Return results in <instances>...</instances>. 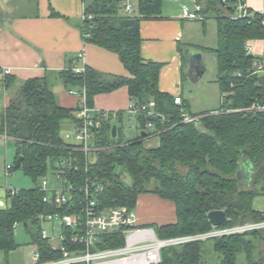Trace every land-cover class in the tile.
I'll return each instance as SVG.
<instances>
[{
  "label": "trees",
  "instance_id": "1",
  "mask_svg": "<svg viewBox=\"0 0 264 264\" xmlns=\"http://www.w3.org/2000/svg\"><path fill=\"white\" fill-rule=\"evenodd\" d=\"M162 1L137 0V13L131 15L122 12L121 0L86 3L84 13L92 17L80 20L82 38L117 53L128 76L89 66L82 72L70 66L56 74L68 91L84 88L90 106L95 95L122 86L127 87L135 105L154 102L153 115L137 114L142 126L147 121L153 124L152 130L144 131L145 136L139 133L124 139L122 132L117 141L111 135L115 123L110 120L104 121L95 134L94 144L99 149L95 160L87 164V172L104 183L102 206L134 209L138 196L144 193L170 201L175 219L157 226L155 232L160 238L264 220V210L252 205L255 196L264 195V110H247L264 92V75L255 72L256 58L246 50L249 40L264 39V15L247 8L248 15L236 16V4L244 0H196L203 23L209 13L216 22V46L206 49L216 55L221 105L194 114L187 111L185 100L175 104L172 94L159 89L162 64L144 60L141 55L140 24L162 18ZM51 15L59 14L51 10ZM0 83L9 97L0 110V134L13 138L15 159L22 156L19 168L36 182L31 188L15 189L14 194L6 192L0 205V264H12L11 254L20 246L14 237L17 224L30 234V244L39 246V262L54 260L61 253L41 239L38 215L57 208L42 202L37 182L57 160L72 154L78 156L83 172V153L72 150L61 136L63 120L78 122L76 107L59 105L46 75L18 81L5 73ZM181 109L198 118L182 121ZM117 114L121 123L124 114ZM152 135L158 137V145L145 146L144 138ZM244 170L250 175L236 180L235 173ZM123 173L128 174L129 182L122 178ZM211 210H224L225 223L212 225L207 218ZM138 224L151 227L152 223ZM104 239L106 247L123 243L118 233ZM263 244L264 228L198 239L164 247L156 264H264Z\"/></svg>",
  "mask_w": 264,
  "mask_h": 264
},
{
  "label": "crops",
  "instance_id": "2",
  "mask_svg": "<svg viewBox=\"0 0 264 264\" xmlns=\"http://www.w3.org/2000/svg\"><path fill=\"white\" fill-rule=\"evenodd\" d=\"M88 1L0 0V76L3 70H7L8 74L13 75L18 81L46 75L59 105L66 108H75L77 97L69 93L56 78L58 71L70 66H89L103 73L128 76L129 73L117 53L86 42L82 38L79 23L83 19L84 8ZM186 1L193 2L192 0ZM244 2L252 11L264 10V0H244ZM51 10L59 15L52 16ZM202 17L204 19L203 14ZM202 19H187L183 18L182 14L179 16L164 15L160 19L143 20L140 24L143 59L162 64L158 78L159 89L173 96L179 95L182 100L187 102V111L194 114L199 112H193L190 109V101L184 95L183 80L185 74L193 76L195 71L188 69L189 59L186 62L181 42L184 38L189 40L192 38L188 31L194 27L192 24L195 23L194 21H199L201 28L206 27V21L204 20L203 23ZM205 29L203 30L205 31ZM185 34L187 36H184ZM192 42H190L192 51L199 52L198 49L205 50L208 47L194 48ZM247 46L249 47L248 53L254 56L256 62H259L264 69V39L249 40ZM78 54H81V57H78ZM204 71L203 68L202 75ZM258 73L264 75L263 70H259ZM202 75L198 76L195 81H198ZM8 98V92L0 83V110L7 105ZM130 102L127 87L122 86L113 91L95 95L92 107L97 110L122 111L124 114L122 119L124 117L129 119L126 110ZM73 123V121L67 120L65 127L72 128ZM115 124L121 123L115 122ZM147 138H144L143 142ZM8 139L13 140L11 137L0 134V147L1 143L5 144ZM158 143L157 137L155 144L144 143V145L156 147ZM7 164L4 166V175H6ZM5 189L6 187L3 189L0 187L1 197L6 195ZM148 195L140 194L136 202L137 211L134 208L139 223L150 224L155 219L145 215L144 211L146 210L144 205H141V197H147V202L156 203L158 207H166V216L158 219L159 225L174 221L173 204L154 194ZM167 208L171 212H168ZM18 256L20 258V255ZM18 256H14V253L11 254L12 264L31 263V261L25 263L21 259L22 257L20 258L22 261L19 263Z\"/></svg>",
  "mask_w": 264,
  "mask_h": 264
},
{
  "label": "built area",
  "instance_id": "3",
  "mask_svg": "<svg viewBox=\"0 0 264 264\" xmlns=\"http://www.w3.org/2000/svg\"><path fill=\"white\" fill-rule=\"evenodd\" d=\"M194 2V10L184 7L182 17L187 19H202L201 6ZM225 1V0H222ZM137 0H121L123 13L131 15L135 11ZM245 2L236 4L238 17L248 15ZM264 15V10L260 11ZM91 18L92 15H84ZM246 50L249 47L246 45ZM81 57V54H78ZM255 72L264 70L259 62L254 64ZM84 67H73V71L82 72ZM8 73L3 70L2 74ZM77 97L75 115L78 122H74L71 128L72 135L66 133L64 140L72 150L80 151L84 155L83 172L78 156L61 157L56 161L53 169L54 183L49 185L45 175L38 184L42 192V202L57 208L55 212H44L38 215L40 223V236L52 250L61 253L60 257L46 262H39V246L33 244L32 260L34 264H156L161 261V250L166 246L180 245L186 242L214 238L233 233L264 228V220L247 222L228 227L213 228L203 233L187 234L168 238H160L155 230L149 226L139 225L135 209L125 205L102 206L100 195L104 191V183L94 175L87 172V164L95 160V151L99 149L94 144V136L104 121L118 122V114L115 110H97L87 102L84 88L80 91L69 90ZM179 95L174 96V103L181 104ZM154 102L140 107L130 102L126 110L127 116L138 130L148 131L153 129V124L147 121L143 124L137 119L138 113L153 115ZM247 110H264V92L260 99L254 101ZM182 121L190 122L198 118L181 109ZM73 137L74 142L67 139ZM12 169L11 164L6 165L5 174ZM83 173V174H82ZM84 175V178L82 177ZM6 192L14 194V188L6 187ZM4 201L0 202L3 205ZM63 209V210H62ZM48 222L54 233L56 223L60 226L58 235H49L42 227V223ZM121 234L123 243L113 247H106L104 237L111 234Z\"/></svg>",
  "mask_w": 264,
  "mask_h": 264
},
{
  "label": "rangeland",
  "instance_id": "4",
  "mask_svg": "<svg viewBox=\"0 0 264 264\" xmlns=\"http://www.w3.org/2000/svg\"><path fill=\"white\" fill-rule=\"evenodd\" d=\"M186 7L189 10H194V2H189L186 0H163L161 7V15H173L179 16L182 14L183 8ZM137 13V2L135 6V11L133 14ZM206 27L201 28L199 21H194L192 23L194 27L189 29L188 34L192 37L190 40L184 38L181 42L182 53L186 60L189 59V52L193 50L190 49V42L194 43L193 47H201L208 46L212 47L216 45V23L213 17V14H207L206 18ZM206 28V29H205ZM205 29V31L203 30ZM184 36H187L186 34ZM193 39V40H192ZM202 55V65L205 69L204 74L199 78L198 81L192 80L190 76L185 74L183 80L184 87V95L190 101V109L193 112H201L204 110H212L217 109L221 105V92L219 90V85L217 82V61L216 55L213 51L208 49H198ZM187 64V63H186ZM264 71V70H263ZM67 120L62 121L61 126V136L64 137L66 133L72 135V130L70 127H65ZM122 132L124 139H132L136 137L140 130L133 127V123L127 117H124L121 121ZM69 142H74L73 137L67 139ZM157 141V137L153 135L148 137L144 143L147 145L155 144ZM6 145V147H5ZM7 152V154H5ZM15 142L14 140L8 139L5 141V144L1 143L0 147V187L3 189L5 187L20 189V188H31L36 185V182L32 180L31 177L24 174L21 168H15L10 170L8 175H4V166L5 164L15 165ZM245 170L240 173V178H243L245 174ZM45 178L48 180L49 185H53L54 176L53 169L49 168L45 174ZM122 178L126 181H130V177L127 173H123ZM41 178L38 179V184L40 183ZM245 181H242L244 184ZM151 193H145L148 195ZM144 195V194H143ZM150 196V195H148ZM3 197L0 196V202L3 201ZM141 205H144L146 212L145 215L148 217L155 218L151 227L155 230L159 225L158 219L166 216V207H158L156 203L147 202V197H141ZM144 202V203H143ZM252 205L255 209L264 210V195H257L252 201ZM136 211L138 205L135 207ZM168 212H171L170 209L167 208ZM55 232L51 231V226L48 222L42 223V227H44L49 235H58L60 233V226L58 223L55 224ZM14 237L17 243H19V248L14 252L15 255H20V258L26 263L31 261L29 264H34L32 260V250L33 247L30 245L31 237L27 230L23 225L17 224L14 229ZM264 244L260 246L263 248ZM22 255V256H21ZM19 258V256H18ZM18 259L20 263L22 260Z\"/></svg>",
  "mask_w": 264,
  "mask_h": 264
},
{
  "label": "water",
  "instance_id": "5",
  "mask_svg": "<svg viewBox=\"0 0 264 264\" xmlns=\"http://www.w3.org/2000/svg\"><path fill=\"white\" fill-rule=\"evenodd\" d=\"M201 53L196 52V51H190L189 52V71L190 70H195V74L193 76H190L192 80H195L198 76L202 75L203 73V65L201 63ZM142 136L146 135V132L142 131L140 132ZM111 135L112 137H115L117 141L121 140V135H122V129L120 126H117L116 124H113L111 127ZM22 161V156H18L17 159L15 160V168H19L21 165ZM244 176L250 175V172H246L245 174H241ZM240 172L235 173V178L236 180H239L240 178ZM207 218L211 222L212 225L214 226H220L226 221V213L224 210H211L207 213Z\"/></svg>",
  "mask_w": 264,
  "mask_h": 264
},
{
  "label": "flooded vegetation",
  "instance_id": "6",
  "mask_svg": "<svg viewBox=\"0 0 264 264\" xmlns=\"http://www.w3.org/2000/svg\"><path fill=\"white\" fill-rule=\"evenodd\" d=\"M195 71V70H194ZM249 170H246V172H248Z\"/></svg>",
  "mask_w": 264,
  "mask_h": 264
}]
</instances>
